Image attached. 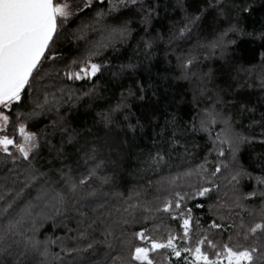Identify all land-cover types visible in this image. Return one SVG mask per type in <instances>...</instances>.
Segmentation results:
<instances>
[{
  "label": "snow or ice",
  "instance_id": "6c2138e0",
  "mask_svg": "<svg viewBox=\"0 0 264 264\" xmlns=\"http://www.w3.org/2000/svg\"><path fill=\"white\" fill-rule=\"evenodd\" d=\"M177 10L182 23L153 34ZM136 36L123 62L104 56ZM161 42L194 85L187 111L152 73ZM242 45L246 63L231 56ZM204 60L264 95V0H0V264H264V111L241 103L238 121ZM76 107L138 149L143 184L112 187Z\"/></svg>",
  "mask_w": 264,
  "mask_h": 264
},
{
  "label": "trees",
  "instance_id": "16d2710c",
  "mask_svg": "<svg viewBox=\"0 0 264 264\" xmlns=\"http://www.w3.org/2000/svg\"><path fill=\"white\" fill-rule=\"evenodd\" d=\"M173 2H175V0H173ZM189 2H191V0H189ZM173 21L182 23V13H180L179 10H177L176 13H170L169 18L164 19L161 23H156L155 28L153 29V34H155V31H169L172 27ZM78 23H80L79 20L73 23L69 31L75 28ZM205 24L208 25V22L206 21ZM212 32L213 28L207 26L203 33H198L197 35L210 37ZM141 35H143V33H141ZM89 37L93 42L102 39L99 32L89 33ZM138 39L139 36H136L135 40H130L128 43H117L116 50H118V58L117 52L113 49L107 50L104 53V56L111 58L113 63L118 64L123 62L127 55H131L132 48L135 47L136 40ZM195 39L196 36L194 35L191 41L181 44L180 50L187 48L193 41H195ZM129 44L131 47H129ZM54 47H57L65 54H76L75 43L67 38H61L58 40ZM165 49L166 44L161 42L158 46L155 59L153 60L154 67L152 68V73L154 76L159 73L160 76L168 75L170 77L167 97L168 99L175 98L176 105H178L181 111L184 112L192 107L194 85L189 80L176 79V76L179 74L176 57L175 55H166ZM231 56L235 61L240 63H246L250 59V53L247 51V46L245 45H242L240 50L233 52ZM198 67L205 72L208 71L209 68L215 71V77L209 87L223 89L222 95L226 101L230 102L226 104L225 107L238 121H243L245 125L250 123L247 116L242 117L239 115V107L241 103H249V107L254 106L257 109L255 118H259V112L264 111V95L259 93V89L248 88L247 85L240 87V82L233 78L235 74L228 72V66L223 61L204 60L198 65ZM193 71H196V69L194 68ZM100 83L104 84L106 81L101 80ZM127 83H129V81H125V84ZM229 85H231V87H229ZM119 90L120 89L117 87L112 93H106L105 95L108 99L97 100L94 105L96 110H99L100 107H104L114 100L115 95L119 94ZM204 102L205 101L203 100L201 101V106H203ZM248 115L252 114L249 113ZM69 116L71 118L72 126L80 130L84 136V139L81 140L80 144H85V141H87L88 145H94L98 150V156L105 160V171L114 178L112 185L113 188L126 191L136 187L138 184L144 183L141 176L137 173V168L140 167L138 161L135 159L138 149H130L128 145H121L118 138L114 137L112 133L107 132L102 124L96 123L94 125V114L86 108L76 107L69 112ZM86 129H91V131L87 132L85 131ZM258 131L259 129L257 128V132ZM202 135L203 134H201V136ZM204 139L206 140L207 138L204 137ZM200 140L201 137L198 136L197 142H200ZM76 147H80V145H77ZM141 147H143V145H141ZM69 150L71 151L72 149ZM244 157L247 159V152L244 153ZM113 161L116 163H113ZM176 163L179 164L181 161L177 159ZM205 212L206 209L197 210V214L201 215L202 220L204 219L203 213ZM48 227L49 225L46 224L45 228Z\"/></svg>",
  "mask_w": 264,
  "mask_h": 264
}]
</instances>
